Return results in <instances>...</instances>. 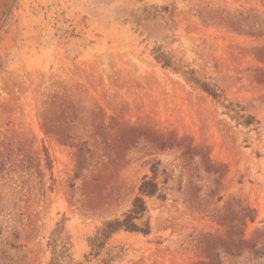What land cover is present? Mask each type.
Instances as JSON below:
<instances>
[{
	"label": "rangeland",
	"instance_id": "obj_1",
	"mask_svg": "<svg viewBox=\"0 0 264 264\" xmlns=\"http://www.w3.org/2000/svg\"><path fill=\"white\" fill-rule=\"evenodd\" d=\"M54 259L264 264V0H0V264Z\"/></svg>",
	"mask_w": 264,
	"mask_h": 264
},
{
	"label": "trees",
	"instance_id": "obj_2",
	"mask_svg": "<svg viewBox=\"0 0 264 264\" xmlns=\"http://www.w3.org/2000/svg\"><path fill=\"white\" fill-rule=\"evenodd\" d=\"M158 50L159 51L155 54L156 59L165 67L172 66V60L166 55V53L160 49ZM190 79L197 82L199 86L210 93L214 98H220L222 96L216 90L211 89L206 83H201V81L197 80L194 75H192ZM226 107L230 110L236 111L234 117L238 119V123L240 124L251 126L258 122L254 116L241 113L242 109H237L232 103ZM152 173V176H145L142 179L138 195L134 198L131 208L122 215V218H116L104 222L102 227H100L97 233L90 239L92 249L95 251L97 250L95 253H98V251L105 246L107 240L120 230L145 232V229L137 224V220L143 218L148 211L146 197L160 194V186L157 181L158 168L155 164L152 166ZM50 264H56L55 259L52 260Z\"/></svg>",
	"mask_w": 264,
	"mask_h": 264
}]
</instances>
